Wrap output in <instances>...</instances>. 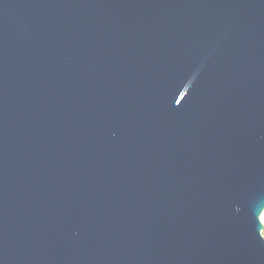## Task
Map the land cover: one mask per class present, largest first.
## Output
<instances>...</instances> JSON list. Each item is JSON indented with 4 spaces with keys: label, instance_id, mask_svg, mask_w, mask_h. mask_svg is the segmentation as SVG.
Masks as SVG:
<instances>
[{
    "label": "water",
    "instance_id": "obj_1",
    "mask_svg": "<svg viewBox=\"0 0 264 264\" xmlns=\"http://www.w3.org/2000/svg\"><path fill=\"white\" fill-rule=\"evenodd\" d=\"M264 0H0V264H264Z\"/></svg>",
    "mask_w": 264,
    "mask_h": 264
},
{
    "label": "rangeland",
    "instance_id": "obj_2",
    "mask_svg": "<svg viewBox=\"0 0 264 264\" xmlns=\"http://www.w3.org/2000/svg\"><path fill=\"white\" fill-rule=\"evenodd\" d=\"M260 221H261V223L263 225L262 226V230H261V235L264 238V210H263L262 214L260 215Z\"/></svg>",
    "mask_w": 264,
    "mask_h": 264
}]
</instances>
